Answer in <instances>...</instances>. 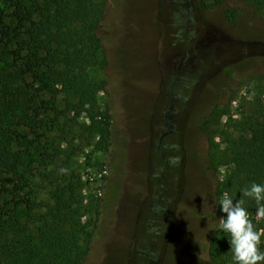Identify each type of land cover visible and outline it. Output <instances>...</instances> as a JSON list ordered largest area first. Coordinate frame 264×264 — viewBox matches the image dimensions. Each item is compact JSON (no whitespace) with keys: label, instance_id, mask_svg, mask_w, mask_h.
Listing matches in <instances>:
<instances>
[{"label":"rangeland","instance_id":"obj_1","mask_svg":"<svg viewBox=\"0 0 264 264\" xmlns=\"http://www.w3.org/2000/svg\"><path fill=\"white\" fill-rule=\"evenodd\" d=\"M100 55L106 65L88 74L95 88L105 85L95 101L111 116L110 148L97 150L72 113L60 115L45 163L31 172L41 177L33 194L48 206L56 184L78 181L92 206L83 264H229L210 261L207 247L222 232L215 191L231 165L220 158L204 172L207 142L197 124L218 105L208 132L222 153L237 122L264 106V12L241 0H108ZM226 86L228 98L215 100ZM169 109L181 111L167 118L179 132L159 142Z\"/></svg>","mask_w":264,"mask_h":264},{"label":"trees","instance_id":"obj_2","mask_svg":"<svg viewBox=\"0 0 264 264\" xmlns=\"http://www.w3.org/2000/svg\"><path fill=\"white\" fill-rule=\"evenodd\" d=\"M241 1L264 12V0ZM107 3L0 0V264H83L87 256L92 229L90 219L83 218L92 206L84 204L78 181L62 179L48 191L51 204L44 206L31 190L41 177L31 172L45 163L47 135L66 113L96 139L97 150L110 148L111 116L95 101L105 85L95 88L88 74L106 65L100 52ZM257 105L237 122L238 136L222 153L208 132L222 115L218 105L203 121L208 159L225 158L231 165L216 184L218 201L224 193L239 200L241 189L264 184V106ZM81 115L86 122L78 124ZM242 207L254 228L264 230L255 200L244 197ZM228 240L223 232L212 235L210 261L233 264Z\"/></svg>","mask_w":264,"mask_h":264},{"label":"clouds","instance_id":"obj_3","mask_svg":"<svg viewBox=\"0 0 264 264\" xmlns=\"http://www.w3.org/2000/svg\"><path fill=\"white\" fill-rule=\"evenodd\" d=\"M241 199L233 200L224 193L219 201L220 211L226 216L220 223L223 233L230 236L228 243L232 253L233 264H264V251L260 249L264 230L254 228L247 210L242 207L243 198L255 200L256 216L264 219V184L252 183L250 187L240 190Z\"/></svg>","mask_w":264,"mask_h":264},{"label":"flooded vegetation","instance_id":"obj_4","mask_svg":"<svg viewBox=\"0 0 264 264\" xmlns=\"http://www.w3.org/2000/svg\"><path fill=\"white\" fill-rule=\"evenodd\" d=\"M192 57V56H191ZM232 92V88H230L229 86H226L224 87L220 92H218L217 94H215V100L219 99V97L221 95L225 96L226 98H228L229 94ZM218 101V100H217ZM181 102H184L183 99H181ZM216 104H212L210 105V107L207 109V111L205 112L204 116H202V119L200 122H198V128L201 130V126L203 124V121L205 120V117L210 113V111L213 109V107H215ZM180 110L179 111H176V110H173V109H169L167 110L166 112H163V122L164 124H166V129L167 131H165L164 134L160 135L159 136V139L158 141L161 142L166 136H169V135H172V134H177L179 132L178 130V127L175 123V121H170L168 120V116L170 115V117H173L175 118L176 116L178 117V115L180 116ZM157 153L158 154H161L160 151H161V147L160 145H158L157 147ZM163 149L166 151V150H169L170 147H167L166 145L163 146ZM206 157H207V160H208V165L205 167L204 169V172L205 171H209V170H212V166H211V162L210 160L208 159V152L206 154ZM164 201V200H163ZM160 212L162 213H165V208L162 206V205H159V208Z\"/></svg>","mask_w":264,"mask_h":264}]
</instances>
